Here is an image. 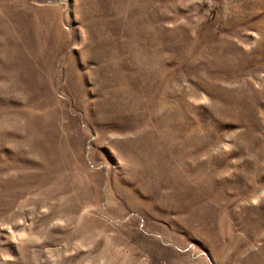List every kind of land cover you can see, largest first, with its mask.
<instances>
[{
  "label": "rangeland",
  "instance_id": "rangeland-1",
  "mask_svg": "<svg viewBox=\"0 0 264 264\" xmlns=\"http://www.w3.org/2000/svg\"><path fill=\"white\" fill-rule=\"evenodd\" d=\"M0 264H264V0H0Z\"/></svg>",
  "mask_w": 264,
  "mask_h": 264
}]
</instances>
